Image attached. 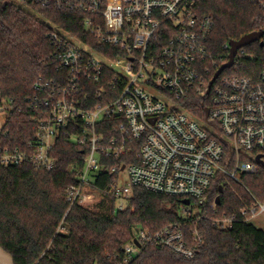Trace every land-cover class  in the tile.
<instances>
[{
    "label": "built area",
    "instance_id": "1",
    "mask_svg": "<svg viewBox=\"0 0 264 264\" xmlns=\"http://www.w3.org/2000/svg\"><path fill=\"white\" fill-rule=\"evenodd\" d=\"M12 1L80 13L86 35L108 52L49 23L59 74L35 84L34 102L42 108L35 138L24 148L1 139L0 162L52 170L58 140L69 139L82 146L84 163L77 183L66 189L68 211L102 201L114 212L126 210L134 186L190 199L181 222L155 232L138 230L124 254L128 263L157 245L194 258L203 238L191 225L202 218L216 178L229 186L264 167V67L256 78L224 75L245 56L242 47L209 91L229 56L221 65L212 57L208 39L214 21L200 11V0ZM254 1L264 8V0ZM226 48L230 54V43ZM194 93L209 96L204 118L181 104ZM1 107L8 103L1 100ZM124 172L128 183L121 184ZM107 175L105 187L96 183ZM261 214L264 201L257 198L240 211L247 222ZM216 224L232 228L234 218L225 215Z\"/></svg>",
    "mask_w": 264,
    "mask_h": 264
},
{
    "label": "trees",
    "instance_id": "2",
    "mask_svg": "<svg viewBox=\"0 0 264 264\" xmlns=\"http://www.w3.org/2000/svg\"><path fill=\"white\" fill-rule=\"evenodd\" d=\"M199 6L202 13L213 18L208 45L220 65L228 59L226 45L232 40L264 31V8L254 0H200ZM25 7L12 0H0V93L10 110L0 142L2 139L12 148H24L35 138L42 111L34 102L35 84L59 74L53 58L55 49L47 37L49 23L108 52L86 35L80 13ZM245 49V56L224 75H259L264 67V36ZM208 100L209 96L194 93L181 104L204 118L202 106ZM82 150L79 144L62 137L54 148L57 164L52 170L30 163L5 166L0 162V246L13 264H264V229L240 215L255 198L264 201V167L258 174H242L241 182L233 181L229 186L224 178H216L202 207V218L191 225V229L199 228L203 238L194 258L148 245L126 263L124 247L136 232H155L181 222L185 204L180 197L134 186L126 210L114 212L102 201L94 208L74 205L68 211L65 193L78 181L84 163ZM108 180L110 175L96 183L105 187ZM218 195L221 203L215 206ZM225 215L234 218L232 228L216 224ZM191 229H185L186 233Z\"/></svg>",
    "mask_w": 264,
    "mask_h": 264
},
{
    "label": "water",
    "instance_id": "3",
    "mask_svg": "<svg viewBox=\"0 0 264 264\" xmlns=\"http://www.w3.org/2000/svg\"><path fill=\"white\" fill-rule=\"evenodd\" d=\"M264 36V31H255V32H252V33H249L245 36H243L242 38H240L239 40H232L230 42V54H229V61L224 63L218 70L217 72L215 73L213 79L211 80L210 82V85H209V91L212 87V85L214 84V82L216 81V79L221 75V73L228 69V68H231L234 63H235V57L237 55V52L240 48L242 47H246L254 42H258V41H261L262 38ZM1 100H2V95L0 93V112L3 111V108L1 107ZM223 192V187L221 186L220 187V193ZM183 204L185 205H189L191 203V200L190 199H183L182 200ZM221 203V195H218L217 198H216V204H220ZM138 244V242H136ZM139 245V244H138Z\"/></svg>",
    "mask_w": 264,
    "mask_h": 264
},
{
    "label": "rangeland",
    "instance_id": "4",
    "mask_svg": "<svg viewBox=\"0 0 264 264\" xmlns=\"http://www.w3.org/2000/svg\"><path fill=\"white\" fill-rule=\"evenodd\" d=\"M17 3L16 1H14ZM22 7H25V5H21L20 3H17ZM27 8V7H25ZM31 13L33 11L29 10ZM10 115V110L8 108L3 109L2 112H0V131L4 129L6 126V123L8 121ZM121 184L128 183V176L126 172L122 174ZM257 227L264 229V214L259 215L257 218H255L252 221ZM0 264H13L11 256L0 246Z\"/></svg>",
    "mask_w": 264,
    "mask_h": 264
}]
</instances>
